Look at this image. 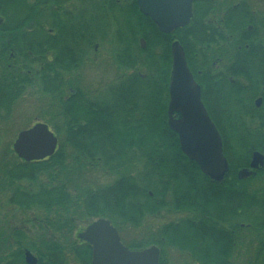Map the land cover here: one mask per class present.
Segmentation results:
<instances>
[{
    "label": "trees",
    "instance_id": "obj_1",
    "mask_svg": "<svg viewBox=\"0 0 264 264\" xmlns=\"http://www.w3.org/2000/svg\"><path fill=\"white\" fill-rule=\"evenodd\" d=\"M244 9L224 17L221 31L205 26L209 33H199V47L191 48L188 31L160 33L132 0L128 31L113 35L117 44L113 65L115 70L121 69L120 74L116 72L113 83L100 87L97 98L84 87L83 96L65 104L60 95L63 74L74 69L75 61L70 58L75 56L62 51L60 37L76 45L78 34H58L49 47L47 0H0V19L9 27L0 38L5 52L0 75L8 83L0 98V124L12 121L17 102L32 85L50 95L58 106V111L51 113L57 121L51 126L58 139L55 153L30 163L15 156L16 162L3 168L12 187L9 203L23 211L42 209L48 214L45 217L56 219L72 218V212L77 213L74 217L90 220L123 219L133 228L162 210L184 211L193 220H210V264H237L220 234L225 226L235 230L242 222V264H264V166L250 177L238 178L239 171L249 167L253 152L264 155V16ZM247 26L252 29L248 31ZM14 36L19 43L15 49ZM99 36L85 32L84 47H92ZM140 39L143 48L137 45ZM173 40L179 41L196 78L195 69L206 68L212 58H241L249 66L241 73L248 81L246 93L236 83L233 70L234 83L226 81L221 95L214 97L219 102L216 110L203 96L228 163L220 181L204 175L196 162L183 155L177 134L168 127ZM125 43L126 48L122 46ZM237 45L241 46L240 56ZM10 49L14 56L8 58ZM50 52L55 59L52 65L47 61ZM200 84L204 88V80ZM258 95L263 99L260 109L253 106ZM23 129L27 128L12 125L13 132ZM88 169H100L117 179L92 189L81 181ZM65 226L74 227L70 223ZM51 227L61 225L53 223Z\"/></svg>",
    "mask_w": 264,
    "mask_h": 264
},
{
    "label": "flooded vegetation",
    "instance_id": "obj_2",
    "mask_svg": "<svg viewBox=\"0 0 264 264\" xmlns=\"http://www.w3.org/2000/svg\"><path fill=\"white\" fill-rule=\"evenodd\" d=\"M134 3L137 6L136 0H134ZM131 6L132 0H47V15L45 19L47 23L46 29L49 47L53 46L52 41L58 34H78L76 45L73 41L69 42L67 38L64 39L60 37V47L62 51L66 54L75 56V58H70V61H75L73 64L74 69L71 68L69 71L65 70L63 74L64 82L63 86H61L62 90L60 95L65 100V104L70 98H77V96L79 98L81 94L83 96L84 87H86L84 84L86 81V70L89 69L88 67L98 68L104 66L111 76H113L112 79L115 77L116 73L114 71L115 66L113 62L117 44L113 35L116 32L128 31ZM244 8H247L246 10L253 15L264 16V0H256L255 2H253V0H192V16L188 24L174 29L171 33H168V35L173 32H179L180 30L188 31V40L191 48L199 47L198 34L206 32L204 30L205 26L212 28L211 31H214L213 29L221 31V26L224 21L223 18L242 13L245 10ZM2 21L3 20L0 19L1 39L4 38L3 33L7 31L6 29H9V27L6 28V26L2 25ZM246 29L250 31L252 27L247 26ZM29 30L30 29H28V32ZM85 32L98 33L100 35L98 42L93 44L90 48H85L83 45V34ZM173 43H179V41L173 40L170 45V53ZM18 46V36H14L12 48L15 49V47ZM123 46L126 48L127 44L125 43ZM139 46H141V48L144 47L142 39L139 41ZM125 48L124 50H126ZM13 49H10L8 58L14 56ZM236 49L239 53L237 56H240L241 46L237 45ZM4 54L3 43L1 42V71L3 69ZM194 60L199 64V57L195 53ZM210 60L206 68L201 70L195 69L197 78L188 67L194 81L200 87L201 102L206 111L208 109L203 101V96H207L209 105L212 109L216 110L217 108H215V105L219 104V102H215L214 97H219L221 95L226 81L234 83L235 79L231 75L233 70L237 72L236 83L242 92L244 93L249 89L247 84L248 81L244 80L241 75L244 69L249 68V66L246 67L247 64L243 63V59L238 58L234 60L228 58L222 60L212 58V60ZM47 61L49 65H52V62L55 61L52 57V52L49 53ZM201 80H204V88H202L200 84ZM7 85L8 83L4 81V77L0 75V98L2 97L3 89ZM30 88L35 89V86L32 85L27 89ZM85 92L92 95L94 98H97L96 95L99 94V92L94 89H87ZM262 101V96H256L253 100L254 108L260 109ZM174 115L175 119H177L178 115ZM2 176L3 169L1 170L0 178ZM11 194L12 192L8 199L11 198ZM170 212L176 215L175 220L172 218L167 223L157 228L156 232L145 233L143 236L141 235L140 238H132V226L123 219L20 218V220L15 219L7 223L1 220L0 264H33V262L34 264H92L93 246L81 238L80 234L84 233L89 225L99 219H104L108 222L109 226L116 231L122 246L127 250L142 251L150 247H155L158 250L157 264H210L209 256L212 246L210 239V220L207 218L193 220V218L187 217V215L190 214L184 211L175 210ZM181 215H184V217L179 218L178 216ZM186 222H190L192 226H188ZM53 223H60L61 227H51ZM69 223L74 227L65 226ZM11 224L15 225L10 228ZM222 230L223 234L220 235L222 239H224V242L225 240L227 241L226 245L231 257L236 258L237 264H242L240 260L243 251L242 222L238 223L235 230L226 226ZM137 240H140L141 243H133V241ZM149 241L152 243H148Z\"/></svg>",
    "mask_w": 264,
    "mask_h": 264
},
{
    "label": "water",
    "instance_id": "obj_3",
    "mask_svg": "<svg viewBox=\"0 0 264 264\" xmlns=\"http://www.w3.org/2000/svg\"><path fill=\"white\" fill-rule=\"evenodd\" d=\"M192 0H136L141 14L149 17L162 33L188 24ZM172 67L168 87V127L177 134L180 150L199 166L201 172L220 181L228 171L219 132L201 102L200 87L194 81L179 43L171 46ZM259 103V102H258ZM174 114L178 118L173 117ZM58 140L44 123L38 122L18 132L12 144L14 154L24 162L51 157ZM264 156L253 152L249 167L239 171L244 179L263 168ZM80 237L93 246L92 264H157L158 250L150 247L129 251L119 241L116 231L104 219L89 225ZM34 264V262H33Z\"/></svg>",
    "mask_w": 264,
    "mask_h": 264
},
{
    "label": "rangeland",
    "instance_id": "obj_4",
    "mask_svg": "<svg viewBox=\"0 0 264 264\" xmlns=\"http://www.w3.org/2000/svg\"><path fill=\"white\" fill-rule=\"evenodd\" d=\"M256 0H253L255 2ZM140 41V40H139ZM138 41V42H139ZM137 42V45H139ZM123 46V45H122ZM141 47V46H140ZM86 70V88L92 90L96 88L97 92L100 87L108 83H113L114 78L109 73L107 68L104 66L93 67ZM120 74L121 69L115 70ZM126 73H130V71L124 70ZM100 93V92H99ZM97 97L99 96L96 95ZM58 106L55 104V100L52 99L50 95H44L36 88L27 89L24 93L23 97L17 102L14 108L13 119L9 124H0V173L3 168H5L16 162L15 154L12 150V144L17 135V132L12 131V125L16 127H24L28 128L32 126L35 122H41L48 125L46 122L48 121L50 124L48 125L50 130L57 121L51 118V113L54 111H58ZM2 126V127H1ZM10 128V129H9ZM247 169V168H246ZM135 170H132L133 173ZM83 179L81 180L83 183L88 184L92 189H96L102 187L104 185L112 183L115 179H117V175L108 174L100 169H88L84 172ZM7 180L2 176L0 178V221L2 220L4 223L10 222L15 219H27V218H51L45 217L47 214L46 211L42 209H35L32 211H23L17 207H13L9 201V195L11 193L10 188L7 184ZM15 183V182H14ZM27 184L24 182V185ZM159 213V212H158ZM76 212H72V218L76 215ZM184 217V215L178 216ZM176 218V215H173L172 212L168 210H162L159 214L153 217H146L142 224L139 227H132V238H140V236L145 233H154L157 228H159L162 224L167 223L169 220ZM52 219H56L52 217ZM15 225L11 224L10 228ZM245 244H243L244 250Z\"/></svg>",
    "mask_w": 264,
    "mask_h": 264
}]
</instances>
